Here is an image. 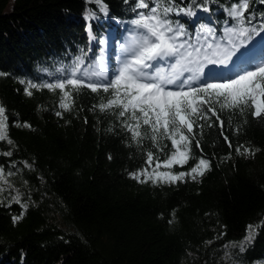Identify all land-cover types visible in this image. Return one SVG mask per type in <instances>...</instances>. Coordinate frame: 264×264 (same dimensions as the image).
Instances as JSON below:
<instances>
[{
  "label": "trees",
  "instance_id": "1",
  "mask_svg": "<svg viewBox=\"0 0 264 264\" xmlns=\"http://www.w3.org/2000/svg\"><path fill=\"white\" fill-rule=\"evenodd\" d=\"M11 1L0 0V72L6 74L0 76V105L15 147L12 157L0 154V166L17 172L10 179L28 208L14 224L21 206H0V264H264V120L248 111H223V134L218 126H205L197 136L199 148L193 141V155L212 161L199 182L142 184L129 173L144 167L145 153L155 149L147 141L135 146L114 116L93 110L95 93L74 94L76 107L60 117L58 92L32 90L28 96L20 81L51 82L54 77L42 70L84 54L89 63L103 58L111 78L120 45L132 34L131 21L148 10L134 12L136 0H103L106 14L95 0H13L6 12ZM236 2L176 0L196 15L169 18L193 38L198 31L206 34L202 26L222 37L225 27L235 26L227 12ZM250 10L259 25L264 3L252 0ZM88 13L100 18L88 21ZM251 44L250 51L205 79H230L264 62V32L245 45ZM25 122L32 127L16 126ZM238 144L260 151L245 159L235 152ZM7 150L0 142V153ZM0 188L6 189L0 200L7 204L15 191ZM248 225L256 226V235L246 250L226 249L244 240Z\"/></svg>",
  "mask_w": 264,
  "mask_h": 264
},
{
  "label": "snow or ice",
  "instance_id": "2",
  "mask_svg": "<svg viewBox=\"0 0 264 264\" xmlns=\"http://www.w3.org/2000/svg\"><path fill=\"white\" fill-rule=\"evenodd\" d=\"M95 2L106 14L103 0ZM150 2L136 0L134 12L138 9L148 11H139L137 18L131 21L134 26L132 34L127 43L120 45L119 67L111 78L103 58L89 63L84 54L71 64L52 71L42 70L48 77H54L51 82L21 80L20 83L27 85L25 94L28 96L33 95L32 90L58 92V106L63 111H57L56 115L60 117L76 107L74 94L84 89L95 93L99 99L93 110L114 116L120 130L135 146L143 147L147 141L155 149L145 153L144 167L129 173L138 182H151L156 186H173L189 180L199 182L212 168L211 160L203 154L196 157L192 152L194 140L199 148L197 136L203 135L205 126H218L223 134L225 122L220 114L225 110L241 114L248 111L254 118L264 120V62L230 79H205L204 72L209 64L232 62V57L242 46L264 32V13H261L260 24H253L256 13L250 10L252 0H237L227 12L236 22L235 26L225 27L222 37H217L212 28L202 26L201 31L206 34L202 37L198 31L193 38L184 25L169 18L171 13L193 17L196 12L192 7H178L176 0H156L152 7ZM199 7L209 10L203 4ZM193 39L195 43L191 42ZM4 75L0 72V76ZM208 75L213 76L211 70ZM8 120L6 108L0 105V142L9 146V150L0 154L12 157L11 149L15 143L8 135ZM16 126L32 127L26 122ZM224 140L231 149L233 144L227 135ZM258 151L243 144L235 147L236 154L245 159L254 157ZM190 161L194 162L190 164ZM24 166L33 168L28 162H24ZM11 167L16 168V164ZM175 168L181 170L173 171ZM15 175L17 172L0 166V184L15 191L7 204L0 200V206L18 204L22 208L20 215L13 216L14 224L23 219L28 208V203L22 202L23 193L14 189L10 179ZM5 190L0 188V193ZM169 223H172L171 219ZM246 231L242 242L225 245V248L245 251L255 239L256 226L248 225ZM225 258L231 259V253L226 252Z\"/></svg>",
  "mask_w": 264,
  "mask_h": 264
},
{
  "label": "rangeland",
  "instance_id": "3",
  "mask_svg": "<svg viewBox=\"0 0 264 264\" xmlns=\"http://www.w3.org/2000/svg\"><path fill=\"white\" fill-rule=\"evenodd\" d=\"M12 6H13V0L11 1V3L9 4V6L7 7V10H6V12H10L11 11V9H12ZM91 17H96V18H100L99 16H97V15H95V14H93V13H91V14H89L88 13V15H87V20L88 21H90V19H91ZM202 37H203V35H201ZM129 39H130V37L129 38H127L126 40H125V43H127L128 41H129ZM196 41H195V39H194V42L193 43H195ZM202 42V41H201ZM124 43V44H125ZM254 44V43H253ZM103 46H104V48L106 47V44H103ZM254 46L251 44V45H244V46H242L241 48H240V50L236 53V55L235 56H233L232 57V61L233 60H235V58H236V56L238 55V54H240L241 52H244V51H250V49L251 48H253ZM104 62V61H103ZM260 63H262V62H260V61H258L257 62V65L258 64H260ZM231 64V62L230 63H228V64H226V65H219V64H217V65H211V64H209V65H207L205 68H204V72H205V77H208L209 75H208V73H209V70H211V72L213 71V70H217V71H222L224 68H226L227 66H229ZM104 65H105V63H104ZM214 71V72H215Z\"/></svg>",
  "mask_w": 264,
  "mask_h": 264
}]
</instances>
